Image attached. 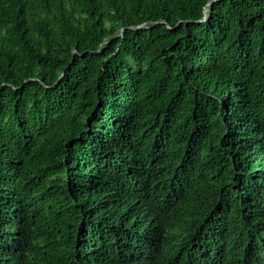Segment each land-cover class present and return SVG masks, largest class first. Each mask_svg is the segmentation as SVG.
Returning a JSON list of instances; mask_svg holds the SVG:
<instances>
[{
	"label": "trees",
	"instance_id": "1",
	"mask_svg": "<svg viewBox=\"0 0 264 264\" xmlns=\"http://www.w3.org/2000/svg\"><path fill=\"white\" fill-rule=\"evenodd\" d=\"M210 1L0 0V264H264V0Z\"/></svg>",
	"mask_w": 264,
	"mask_h": 264
},
{
	"label": "clouds",
	"instance_id": "2",
	"mask_svg": "<svg viewBox=\"0 0 264 264\" xmlns=\"http://www.w3.org/2000/svg\"><path fill=\"white\" fill-rule=\"evenodd\" d=\"M137 228L136 224L133 225V227H127L125 229V232L123 233V242H124V248H132L133 245V235H134V230Z\"/></svg>",
	"mask_w": 264,
	"mask_h": 264
},
{
	"label": "water",
	"instance_id": "3",
	"mask_svg": "<svg viewBox=\"0 0 264 264\" xmlns=\"http://www.w3.org/2000/svg\"><path fill=\"white\" fill-rule=\"evenodd\" d=\"M214 1H215V0H211V1L208 3V5H207V7H206V10H207V8H208L209 6L212 5V3H213Z\"/></svg>",
	"mask_w": 264,
	"mask_h": 264
}]
</instances>
